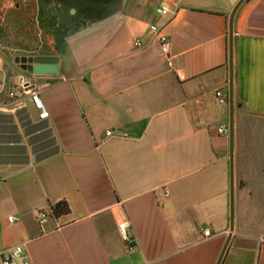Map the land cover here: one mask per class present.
Instances as JSON below:
<instances>
[{"label": "crops", "instance_id": "obj_1", "mask_svg": "<svg viewBox=\"0 0 264 264\" xmlns=\"http://www.w3.org/2000/svg\"><path fill=\"white\" fill-rule=\"evenodd\" d=\"M237 1L168 0L178 7L162 28L168 55L147 30L164 20L162 0H120L66 38L58 73L32 75L13 58L18 77L34 78L45 119L9 101L18 77L0 52V248L21 241L32 264L216 263L229 230ZM232 127L234 223L219 264H264V0H243L233 16ZM60 200L69 210L54 215Z\"/></svg>", "mask_w": 264, "mask_h": 264}, {"label": "built area", "instance_id": "obj_2", "mask_svg": "<svg viewBox=\"0 0 264 264\" xmlns=\"http://www.w3.org/2000/svg\"><path fill=\"white\" fill-rule=\"evenodd\" d=\"M177 5L174 7H170L168 0H162L158 12L164 16V20L160 23L152 22L148 25L147 30L151 37L156 38L161 52L164 55L169 54L170 50V39L169 36L163 32L162 28L173 15H175L177 11ZM133 44L136 48H142L146 46L147 42H144L141 37H136L133 40ZM6 84V80L3 79L2 87ZM7 97L9 101L13 103V105L17 108H22L27 105L29 101L32 107L37 112L38 119H45L48 117L49 113L47 107L42 100L39 91L34 88V78L31 76L22 73L18 77L17 81L14 85H12L6 91ZM215 94L218 100L221 103L227 101V95L223 94L219 89L215 91ZM7 104H4L3 107H6ZM217 132L220 134H227L228 129L225 125H220L217 127ZM112 131H106V135H111ZM44 214H40V220H43ZM9 222L15 220V217L9 215L7 217ZM128 222L126 220L120 221L117 224L119 233L121 235L122 240L126 243L128 248H132L135 246L134 239L127 232ZM203 232L206 236L211 234L209 228H204ZM259 241L264 242V237L259 238ZM0 264H32L26 250L24 249V243L18 241L12 245L1 247L0 248Z\"/></svg>", "mask_w": 264, "mask_h": 264}, {"label": "flooded vegetation", "instance_id": "obj_3", "mask_svg": "<svg viewBox=\"0 0 264 264\" xmlns=\"http://www.w3.org/2000/svg\"><path fill=\"white\" fill-rule=\"evenodd\" d=\"M13 3L12 8L21 14V19L29 5L36 4L37 19H44L54 37V49L46 51V54L58 55L63 48L62 43H66L70 34L104 19L111 10L118 7L120 0H13ZM19 24L22 26L21 22Z\"/></svg>", "mask_w": 264, "mask_h": 264}, {"label": "rangeland", "instance_id": "obj_4", "mask_svg": "<svg viewBox=\"0 0 264 264\" xmlns=\"http://www.w3.org/2000/svg\"><path fill=\"white\" fill-rule=\"evenodd\" d=\"M13 4V0H0V52L8 57L11 63L7 61V64L15 70V73L8 72L7 76L18 77L16 67L18 63L15 66L12 62L13 58L24 50L54 49V37L44 19L42 17L37 19L35 3L29 5L22 16L23 19L19 18L20 13L13 10ZM22 22L25 23L22 24ZM226 121L228 122V117ZM223 136L225 139L228 138V135Z\"/></svg>", "mask_w": 264, "mask_h": 264}, {"label": "water", "instance_id": "obj_5", "mask_svg": "<svg viewBox=\"0 0 264 264\" xmlns=\"http://www.w3.org/2000/svg\"><path fill=\"white\" fill-rule=\"evenodd\" d=\"M243 0H238L234 7L231 9L227 25V48H228V100H229V141H230V193H229V230L226 239L223 243L221 251L218 255L215 264H219L222 255L226 249L230 239L233 223H234V209H233V180H232V111H233V16ZM14 62L18 63L23 71L32 75L40 74H54L59 71V56L51 54H34V55H16Z\"/></svg>", "mask_w": 264, "mask_h": 264}, {"label": "trees", "instance_id": "obj_6", "mask_svg": "<svg viewBox=\"0 0 264 264\" xmlns=\"http://www.w3.org/2000/svg\"><path fill=\"white\" fill-rule=\"evenodd\" d=\"M62 47L63 48L66 47L65 42L62 43ZM68 210H69V207L65 200H60L51 205V211L54 215H60V214L66 213L68 212Z\"/></svg>", "mask_w": 264, "mask_h": 264}]
</instances>
